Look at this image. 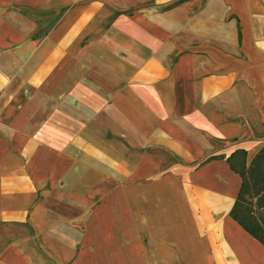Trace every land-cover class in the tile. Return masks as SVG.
I'll return each instance as SVG.
<instances>
[{
  "label": "crops",
  "instance_id": "0c3cea01",
  "mask_svg": "<svg viewBox=\"0 0 264 264\" xmlns=\"http://www.w3.org/2000/svg\"><path fill=\"white\" fill-rule=\"evenodd\" d=\"M25 49L75 65L4 79ZM263 149L264 0H0V264H264L228 163Z\"/></svg>",
  "mask_w": 264,
  "mask_h": 264
},
{
  "label": "trees",
  "instance_id": "16d2710c",
  "mask_svg": "<svg viewBox=\"0 0 264 264\" xmlns=\"http://www.w3.org/2000/svg\"><path fill=\"white\" fill-rule=\"evenodd\" d=\"M242 186L231 210V218L264 246V149L247 164V153L238 150L228 159Z\"/></svg>",
  "mask_w": 264,
  "mask_h": 264
},
{
  "label": "rangeland",
  "instance_id": "374dc122",
  "mask_svg": "<svg viewBox=\"0 0 264 264\" xmlns=\"http://www.w3.org/2000/svg\"><path fill=\"white\" fill-rule=\"evenodd\" d=\"M116 15L118 16H123L124 12L123 11H116ZM104 23H101L100 27H105L107 28V25H103ZM117 26H121V28L123 29V27H125V25L123 23L120 24V21L117 20ZM47 33H45L43 36H45ZM42 37V36H41ZM40 37L37 36L35 41H39L41 39H39ZM26 50V49H25ZM26 55H22V56H14V57H5V62L8 64H5L7 67H10V64L8 62L10 61H15L14 63L16 64L15 68L17 70H21L23 69L24 72H16L13 74L10 73H5V77L4 79H29V78H39L41 80H45L48 83H55L58 81L59 78H63V75L65 74L64 71H59L56 69H60L66 66H70V65H75V57H69V56H61V57H56L59 58V63H51L50 59H54L55 57L53 56H41V57H37L36 55H31L28 54V51L26 50ZM52 57V58H51ZM20 61L24 62V67L21 68L19 67V63ZM36 63V68L37 71L38 70H44L47 69L48 71L50 69H53L55 71L53 72H37L36 75H34V71H31V67ZM85 69H89L91 68L90 64H85ZM35 69V68H34ZM42 70V71H43ZM58 73V74H57ZM88 76L90 77V74H88ZM86 78V76H85ZM44 89H31L28 87H5L3 89V91L5 93H8V96L11 97V99L7 100V108H11L13 106H15L18 109V112H22L24 110V108H27L28 106H34L36 105L37 107L39 106H44V104H39V103H33V98L36 97L37 98H42L43 95H45V93L43 92ZM64 90V89H62ZM67 90H64L62 92V94H67L66 92ZM59 92V89H55L54 87H52V94H55ZM72 94H76V89L72 90ZM85 94L90 96V95H94L95 94V89L94 92H92L91 90H85ZM47 95V94H46ZM26 97V98H25ZM35 102V101H34ZM34 104V105H31ZM48 105V104H46ZM53 109L54 108H58L60 107V104H51L50 105ZM75 106V105H72ZM20 110V111H19ZM85 158V157H84ZM69 159H75V157L71 158L69 156ZM86 159V158H85ZM264 212V211H262Z\"/></svg>",
  "mask_w": 264,
  "mask_h": 264
}]
</instances>
